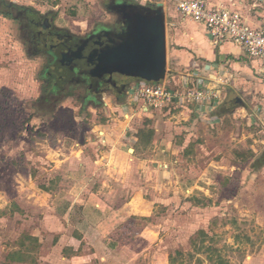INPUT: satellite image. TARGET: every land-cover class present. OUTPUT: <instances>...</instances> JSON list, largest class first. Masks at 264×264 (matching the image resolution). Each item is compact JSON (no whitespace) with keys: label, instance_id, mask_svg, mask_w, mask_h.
<instances>
[{"label":"rangeland","instance_id":"rangeland-1","mask_svg":"<svg viewBox=\"0 0 264 264\" xmlns=\"http://www.w3.org/2000/svg\"><path fill=\"white\" fill-rule=\"evenodd\" d=\"M2 1L77 36L116 17L111 0ZM179 20L166 17L169 79L188 73L172 56ZM19 25L0 11V145L17 150L0 187L18 192L0 201V264H264V76L242 85L226 67L225 85L202 88L218 92L210 102L148 110L135 90L146 81L117 78L120 100L76 91L45 110L43 61Z\"/></svg>","mask_w":264,"mask_h":264},{"label":"flooded vegetation","instance_id":"flooded-vegetation-1","mask_svg":"<svg viewBox=\"0 0 264 264\" xmlns=\"http://www.w3.org/2000/svg\"><path fill=\"white\" fill-rule=\"evenodd\" d=\"M108 9L116 15L107 25H100L89 35L77 36L55 27L49 17H42L31 8H11L9 16L19 22V32L27 53L43 61L42 79L46 85L38 105L53 109L63 99L82 91L83 101L94 100L107 89L120 94L127 84L118 85L121 76L105 63L115 44L126 40L137 14H147L151 8L140 10L130 0H111ZM100 60L102 63L100 64ZM98 105V104H97Z\"/></svg>","mask_w":264,"mask_h":264},{"label":"crops","instance_id":"crops-1","mask_svg":"<svg viewBox=\"0 0 264 264\" xmlns=\"http://www.w3.org/2000/svg\"><path fill=\"white\" fill-rule=\"evenodd\" d=\"M211 2H222L226 6L235 7L240 10L242 14L246 17L249 24L253 27L263 28L264 27V0H210ZM29 3V2H28ZM6 3L2 1L0 6V11L3 12V15L6 13L3 11V6ZM10 8H19L15 3H8ZM170 5V6H169ZM173 3L168 4V8L164 10L165 18L167 16H172L175 19L180 18L181 25L186 34V37L183 39H178L176 45L182 47L183 50H174L172 53L173 60L175 63H178L175 69V72L179 73L183 70L188 72L186 75L172 76L170 75L167 78V81L170 85H175L178 87L181 93H184L186 85L193 87L195 85L199 87H208L212 85H225L226 84V72L229 67L233 68L231 70V75L228 76H241L239 84L245 85L248 84L247 79L252 80L256 76H264V66L259 62L252 60L248 57L242 47L232 44L230 42H224L219 45H215V42L210 38L207 33V30L204 26L195 23L189 17H185L182 14L178 13ZM168 27L166 25V31ZM169 37V36H168ZM167 37V38H168ZM228 69H227V68ZM236 70V71H235ZM169 79V80H168ZM139 83V82H138ZM196 86V87H197ZM181 87V88H180ZM176 89V90H177ZM186 99H181V101ZM176 109L185 108L186 106L182 105ZM198 105L196 102L194 103ZM197 109V107H196ZM180 117V116H178ZM175 118V116H174ZM1 132V131H0ZM1 135V134H0ZM2 143L3 139H0ZM14 147V146H13ZM13 148L9 150L8 145H0V169L4 170L5 168L10 169L9 159L13 158L17 150ZM11 155V157H10ZM6 169V170H7ZM16 171V170H15ZM16 181L19 182V172H16ZM12 183V182H11ZM15 188L10 186L5 190H2L0 187V201L1 202H11L16 197L18 192L14 190ZM7 198V199H6ZM1 205V204H0ZM6 232L2 229L1 220H0V234ZM1 237V236H0ZM4 236H2L3 238ZM1 244V243H0ZM19 246V241H18ZM6 247V245L4 246ZM18 256L19 253L14 252L10 254V259H15L14 257ZM9 258V257H8ZM12 261H10L11 263ZM14 264H19V260L12 262Z\"/></svg>","mask_w":264,"mask_h":264},{"label":"built area","instance_id":"built-area-1","mask_svg":"<svg viewBox=\"0 0 264 264\" xmlns=\"http://www.w3.org/2000/svg\"><path fill=\"white\" fill-rule=\"evenodd\" d=\"M139 5L157 8L162 5L163 9L173 3L176 11L192 21L205 27L215 45L230 42L242 47L245 53L264 66V27L257 28L249 24L242 12L235 7L226 6L222 2L210 0H134ZM35 3L37 1H34ZM31 3V1H29ZM33 3V2H32ZM170 6V5H169ZM181 93L179 89L173 90L165 78L159 83L137 84L136 98L143 102L146 110L168 106L171 103H179L181 99L196 102L198 105L210 102L213 97L217 98V91H203L193 88L188 84ZM181 88V87H180Z\"/></svg>","mask_w":264,"mask_h":264},{"label":"water","instance_id":"water-1","mask_svg":"<svg viewBox=\"0 0 264 264\" xmlns=\"http://www.w3.org/2000/svg\"><path fill=\"white\" fill-rule=\"evenodd\" d=\"M136 4V3H135ZM140 10L148 7L139 5ZM150 8V7H149ZM126 40L115 44L106 65L121 76L159 83L167 75V31L162 5L137 14ZM100 64L102 63L100 60Z\"/></svg>","mask_w":264,"mask_h":264},{"label":"trees","instance_id":"trees-1","mask_svg":"<svg viewBox=\"0 0 264 264\" xmlns=\"http://www.w3.org/2000/svg\"><path fill=\"white\" fill-rule=\"evenodd\" d=\"M2 9L6 13V15H9V13H10L9 11L11 9L9 4H5ZM97 104H98V102H97ZM220 109H221V107L219 108V111H218L219 114H221V110ZM151 134H153V133H151ZM263 160H264V158L261 157V161L260 162H262ZM200 235H203L204 237H206L207 233L202 231L200 233ZM26 240L32 242V245H34L36 247L37 246L39 247V241L38 240H34L33 237H29V236H26V237L23 238L22 246H24L26 244ZM33 242H34V244H33ZM36 242H38V244H36ZM36 247H34L35 250H31L30 248L27 247V251H26L27 253L26 254H24L22 252L19 253V254H21L22 256H28L32 251H36L37 250ZM211 250H215L217 253L219 252L218 249H215L214 247ZM178 254L180 255V253H178ZM218 259H219L218 264H228L226 262V260L222 257V255H218ZM171 260H173V262H174L175 259L174 258L172 259V257H171Z\"/></svg>","mask_w":264,"mask_h":264}]
</instances>
